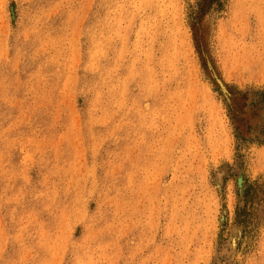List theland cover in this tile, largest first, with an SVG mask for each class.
<instances>
[{
  "label": "rangeland",
  "instance_id": "obj_1",
  "mask_svg": "<svg viewBox=\"0 0 264 264\" xmlns=\"http://www.w3.org/2000/svg\"><path fill=\"white\" fill-rule=\"evenodd\" d=\"M262 89L264 0H0V264H264Z\"/></svg>",
  "mask_w": 264,
  "mask_h": 264
},
{
  "label": "trees",
  "instance_id": "obj_2",
  "mask_svg": "<svg viewBox=\"0 0 264 264\" xmlns=\"http://www.w3.org/2000/svg\"><path fill=\"white\" fill-rule=\"evenodd\" d=\"M253 95H256L255 97H259L261 98L262 100L264 99V89L262 90H256L254 92H252ZM236 130H237V137L238 139H241L244 138V136H242L243 132L240 130L241 127L239 124H237L236 126ZM240 127V129H239ZM250 131V130H249ZM254 132V130H252ZM251 133L250 132V136H251ZM263 133V136H259L260 134L256 135V136H252L254 137L256 140L260 141V142H263L264 143V131H262ZM252 190H253V186L249 185L248 187H246L244 185V188L242 190V192H239L240 195H242V201L244 202V206L242 207H237V210H238V218H240L241 215H243L244 213H246V208L249 206V203L251 202V204H253V193H252ZM241 200V199H240Z\"/></svg>",
  "mask_w": 264,
  "mask_h": 264
},
{
  "label": "bare ground",
  "instance_id": "obj_3",
  "mask_svg": "<svg viewBox=\"0 0 264 264\" xmlns=\"http://www.w3.org/2000/svg\"><path fill=\"white\" fill-rule=\"evenodd\" d=\"M193 106V105H192Z\"/></svg>",
  "mask_w": 264,
  "mask_h": 264
}]
</instances>
